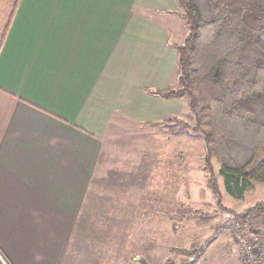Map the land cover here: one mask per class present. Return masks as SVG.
Returning a JSON list of instances; mask_svg holds the SVG:
<instances>
[{
	"label": "crops",
	"instance_id": "0c3cea01",
	"mask_svg": "<svg viewBox=\"0 0 264 264\" xmlns=\"http://www.w3.org/2000/svg\"><path fill=\"white\" fill-rule=\"evenodd\" d=\"M15 1L0 28V264H118V250L98 246L116 213L111 202L109 215L95 212L92 179L135 123L162 122L177 100L154 91L177 84L181 9L176 0H19L8 22Z\"/></svg>",
	"mask_w": 264,
	"mask_h": 264
},
{
	"label": "rangeland",
	"instance_id": "374dc122",
	"mask_svg": "<svg viewBox=\"0 0 264 264\" xmlns=\"http://www.w3.org/2000/svg\"><path fill=\"white\" fill-rule=\"evenodd\" d=\"M13 1L0 0V28ZM140 15L156 20L148 12ZM176 72L175 68L174 78ZM176 82L173 80L171 85ZM187 104L185 98L167 101L165 118L175 117L192 127ZM180 127L178 122L151 123L148 127L135 123L133 133L115 142L117 150L111 148L109 155L103 156L100 171L92 179L100 182L94 192L101 201L93 208L99 213L111 202L116 215L110 225H101L98 246L118 250V264L188 262L186 255L173 253L174 248L201 250V255L189 264H253L246 257L258 251L257 234L251 232L260 226L248 224L243 228L228 223V216L207 186L203 136L191 130L179 135L167 133ZM213 169L222 207L237 213L264 201V182H253L242 199H235L225 192L216 161ZM104 212L109 215L107 209ZM95 222L86 221V225ZM96 239L87 236L88 242Z\"/></svg>",
	"mask_w": 264,
	"mask_h": 264
},
{
	"label": "trees",
	"instance_id": "16d2710c",
	"mask_svg": "<svg viewBox=\"0 0 264 264\" xmlns=\"http://www.w3.org/2000/svg\"><path fill=\"white\" fill-rule=\"evenodd\" d=\"M19 0L13 4L11 21ZM187 34L176 52L177 84L154 94L163 99H187L193 118L190 127L178 122L168 130L179 135L188 130L200 133L204 142V170L207 186L228 223L240 227L258 225V251L246 257L264 264V201L242 212L221 206V194L213 161L219 164L225 192L242 199L253 182H264V0H176ZM8 27V24L6 28ZM3 35L0 39V45ZM194 262L199 248L172 249ZM241 261V260H240Z\"/></svg>",
	"mask_w": 264,
	"mask_h": 264
}]
</instances>
